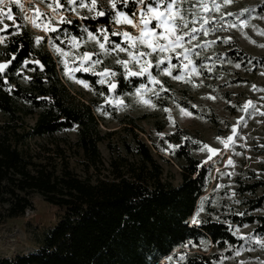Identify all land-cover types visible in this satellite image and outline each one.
<instances>
[{"label": "trees", "instance_id": "1", "mask_svg": "<svg viewBox=\"0 0 264 264\" xmlns=\"http://www.w3.org/2000/svg\"><path fill=\"white\" fill-rule=\"evenodd\" d=\"M134 7L126 10L128 15ZM105 12L108 15L83 22L65 20L51 37H82L86 29L95 31L96 26L110 30L112 11ZM16 32L19 34L13 35ZM113 38L120 42L118 36ZM231 51L238 60L251 59L243 50ZM13 55L15 60L0 79V224L33 209L35 193L55 206L59 217L37 238L35 249L0 255V264H160L163 259L173 262L176 252L194 250L201 241L219 248L240 243L224 222L190 224L197 201L208 186V170L185 143L173 155L180 168V182L174 184L164 176V166L150 146L133 129H129V141L121 139L120 148L112 144V133L101 129L102 112L111 108L102 97L112 92L97 83V75L79 74L99 97L77 98L64 83L60 65L45 39L36 42L25 28L8 29L0 42V62L7 63ZM252 60L264 66V57ZM116 82L114 92L122 94L143 84L145 78L125 80L120 76ZM163 128L162 124L157 130ZM69 132L74 133L73 140L51 142L42 151L29 144L32 138ZM101 144L108 153L106 160ZM67 151L77 156L80 173L70 166ZM259 186L245 185L242 193H254ZM263 203L264 194L249 200L251 213L233 215L231 223L253 225L255 234L264 236V212L252 213ZM183 264H214V260L187 253Z\"/></svg>", "mask_w": 264, "mask_h": 264}, {"label": "rangeland", "instance_id": "2", "mask_svg": "<svg viewBox=\"0 0 264 264\" xmlns=\"http://www.w3.org/2000/svg\"><path fill=\"white\" fill-rule=\"evenodd\" d=\"M116 2V10H119L120 2L119 0ZM217 2L221 7L214 16H223L229 26L225 28L218 24L216 31L209 29L207 37L200 34L197 40L192 42V45H206L195 48L199 56L190 54V59L197 67L195 73H186L181 80H176L173 77L181 74L179 68L173 70L172 76L151 68L150 71L160 82L159 84H148L147 77H144L143 84L146 88L139 94L136 92V87L122 94L113 91L108 96H101L104 103H109L111 106L108 111L102 112L104 123L101 129L112 133V144L120 148L121 139L129 141L131 133L129 129H133L138 138L143 139L150 146L164 166V176L174 184L180 182V168L174 161L173 155L176 154L180 144H186L208 170V186L197 201L190 224L197 226L204 220L224 222L240 239L239 244L227 245L223 248L209 241H201L198 247H193L194 250L185 248L184 252H176L173 262L168 263L163 259L160 264H183L187 253L212 257L214 264H264V236L256 235L253 225L231 223L230 218L233 215L246 214L249 211L248 201L264 194V114H262L264 113V66L252 60V58L264 57V34H262L264 33V0H229L228 3L217 0ZM112 3L113 0H97L95 11L77 6L78 14L68 7H63L57 12L56 9L64 4V0H20L22 7L12 0H4L0 8L5 12L11 10L15 24L19 25L17 30L24 28L29 30L36 42L37 38H40L39 42L45 39L46 46L60 65L64 83L77 98L88 100L99 96L89 83L80 77L79 74L85 72L73 71L71 76L66 75L65 65L67 64L69 70L79 67L76 58L81 57L86 51L91 54L93 61L97 59L101 61L95 65V71L100 72L105 68L115 71L117 75L114 82H116L124 73L123 67L116 61L128 59L127 53L112 52L108 45H106V49H109L107 52L100 50L96 40L88 39L87 32L82 37H75V40L72 39L74 36L64 37V35H57L54 39L49 28L58 29L65 20L71 18L82 21V17L95 16L96 11L113 12ZM139 7L135 5L133 10ZM245 9L250 10L245 12L243 17L246 25L231 27L233 22L240 19L235 14L244 12ZM227 13L234 15L229 16ZM139 18L137 11V15L133 18L134 22ZM207 18L211 19V17ZM4 25H8V29L15 28L13 21L3 19L0 23V36L3 37L6 33L3 31ZM193 26L200 27L197 23L189 25V29ZM95 28L93 34H96L98 29L106 28L113 42H115L111 35L113 32H129L133 36H138L140 31L139 27L115 22L110 25V30L106 26ZM118 38L121 40V37ZM190 46L185 45V47ZM58 48L60 51H57ZM233 49L245 51L251 56L249 59L251 63L238 60L235 54L231 53ZM141 50L150 51L147 48ZM180 51L181 49H177L176 53H170L173 56L172 63H178L175 56ZM158 58L156 54L148 57L153 63ZM237 63L241 64V67L237 68ZM85 66H88L87 62ZM130 68L136 71L139 65L130 64ZM157 72L159 75H156ZM99 78L97 77V80ZM107 79L113 80L112 77ZM81 80L89 86L85 87ZM153 92L159 95L154 96ZM145 100L149 102L144 103ZM121 101L123 104L120 103ZM249 101H251L252 115H248L243 107ZM129 119L134 123H129ZM28 122L32 124L33 119L30 118ZM162 124L164 128L159 132L157 127ZM233 127L237 129L234 142L227 140L228 136L233 135ZM64 138L73 140L74 133H61L51 138H32L29 144L33 149L42 151V147L51 145V142L62 144ZM172 140H179V143H173ZM226 143L227 147H225ZM204 145L208 146L207 149L203 147ZM100 148L106 160L108 153L104 145L101 144ZM211 149H215V153ZM66 156L69 158L70 166L80 173L77 156L70 151H67ZM163 159L168 160V163ZM230 159L232 164L228 163ZM249 184L254 186L261 184V186L257 187L254 193H242L244 186ZM32 201L33 209H27L24 216L8 219L0 224L1 256H12L35 249L37 238L57 223L59 211L55 206L45 202L37 193L33 194ZM260 212H264V203L258 211L252 213ZM193 220L198 223L194 224Z\"/></svg>", "mask_w": 264, "mask_h": 264}, {"label": "snow or ice", "instance_id": "3", "mask_svg": "<svg viewBox=\"0 0 264 264\" xmlns=\"http://www.w3.org/2000/svg\"><path fill=\"white\" fill-rule=\"evenodd\" d=\"M12 2L22 7L20 0H12ZM119 2L121 10H116V0H113L111 4V9L113 10L111 13L112 21L139 27L140 31L138 36H133L129 32H113L111 33L112 36L121 37L120 42L116 43L110 40L106 28L98 29L96 34H93L92 31L87 29L86 32L88 39L97 41L100 50H105V52H107L109 49H106V45H108L112 52L127 53L128 59H118L116 61L117 64L123 67V78L126 80L132 77H147L148 84H159L160 82L156 80L155 75L150 71L151 68L159 69L168 76H172L173 70L179 68L181 69V74L173 77V79L176 80H181L186 73H195L197 67L194 65V61L190 59V54L192 56H199V52H196L195 48L204 47L206 45H192V42L196 41L200 34L207 37L209 35V29H211V31H216L218 24L220 27L225 28L229 26L225 23L223 16H214V13L219 12L221 7L217 0H208V2H204V0H119ZM228 2L229 0H224V3ZM3 3L4 0H0V4ZM133 4L140 7L133 10L130 17L126 10ZM183 5H186V7ZM77 6L82 9H87L88 11H95L97 8V0H64V4L58 7L56 11L59 12L63 7H68L72 11H77L78 14ZM174 8L175 11H173ZM137 11L139 12L140 18L138 21L134 22L133 18L137 15ZM249 11L250 10L245 9L244 12L236 13L235 15L240 17V19L233 22L230 26H245L246 21L243 17L245 12ZM106 15H108V13L105 11H96L95 16L82 17V19H96ZM227 15L231 16L234 14L227 13ZM207 17H211V19ZM3 19L13 21V27H19V25L15 24V18L10 9L5 12L3 8H0V23L3 22ZM61 19L63 22V18ZM67 22L71 23L70 20ZM197 23L200 25L199 28L193 26L189 29V25H195ZM8 27V25H4L3 31L7 32ZM57 30L56 27L49 28L51 32H56ZM17 34L19 33H13V35ZM72 39L75 40L76 38L73 37ZM3 40L4 37L0 36V42H3ZM39 40L40 38H37V42H39ZM101 40L103 42H100ZM186 44L191 46L185 47ZM142 48H147L150 51H142ZM177 49H181V51L175 56L178 63L174 64L172 63L173 56L170 53H176ZM57 51H60V49L58 48ZM153 54L159 57L156 59L155 63L148 59V57ZM15 58L16 57L13 55L7 63H0V79H3L6 69L9 68ZM76 59L79 62V67L69 70L66 64V75L71 76L73 71L91 72L100 77L97 83L107 85L109 92H113L117 89L118 82H114V78L117 75L115 71L107 68L100 72L95 71V65L101 63L99 59L93 61L91 54L86 51L81 57ZM205 59H207V57H205ZM85 62H87L88 66H85ZM24 63L27 64L28 62L25 61ZM37 63L39 64V62ZM249 63L251 62L249 61ZM130 64L139 65L138 70H131ZM162 65L166 66L162 68ZM236 67H241V64L237 63ZM210 70L211 69H209V71ZM156 75H159V72H157ZM108 77H112L113 80L107 79ZM80 82L84 84L85 87L89 86L83 80ZM4 84L7 86L8 81L4 80ZM144 88H146L145 84L139 85L136 89L137 94ZM161 88H163L162 85ZM9 91H13V89L9 88ZM152 95H159V93L153 92ZM148 102L147 100L144 101V103ZM120 103L123 104V101ZM243 107L248 115H252L251 101ZM241 120H243V117H241ZM232 132L233 135L228 136L227 140L234 142V137L237 136V129L233 127ZM227 146L226 143L225 147ZM203 147L207 149L208 146L204 145ZM211 151L215 153L216 150L211 149ZM228 163L232 164V160L230 159ZM193 223H198V221L193 220ZM256 243H260V241H256Z\"/></svg>", "mask_w": 264, "mask_h": 264}]
</instances>
